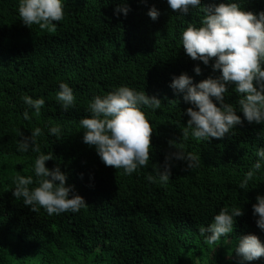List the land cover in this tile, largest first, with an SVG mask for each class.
<instances>
[{
  "label": "trees",
  "instance_id": "trees-1",
  "mask_svg": "<svg viewBox=\"0 0 264 264\" xmlns=\"http://www.w3.org/2000/svg\"><path fill=\"white\" fill-rule=\"evenodd\" d=\"M228 0H202L208 7ZM245 11L264 12V0H234ZM19 0H0V264H241L234 249L238 239L253 234L264 243L252 205L264 195V169L239 185L255 163V151L264 147V124L243 123L222 139L198 141L183 137L189 117L183 94L169 87L174 76L186 73L193 83L216 78L211 64L192 60L181 44L189 23L200 26L204 13L184 16L167 0H64L65 16L55 31L25 26L18 16ZM118 6L130 8L127 16L115 14ZM155 6L160 15H148ZM199 65L201 74L194 67ZM60 82L68 83L76 105L63 111L56 100ZM127 85L156 96L162 107L144 108L152 125L150 159L132 175L105 166L95 148L83 142L79 121L89 116V101ZM228 87L225 102L239 108L240 96ZM45 98L39 116L26 109L22 97ZM62 126L59 140L48 127ZM35 127L42 152H52L46 162L59 165L67 184L84 197L79 212L48 215L32 211L16 200L12 190L18 175L34 177L36 153L17 151L21 133ZM182 151L199 157L195 167L172 159L170 179L150 182L166 166L165 157ZM35 184L29 187H34ZM223 207H241L234 231L216 244L199 234ZM243 264H264V257Z\"/></svg>",
  "mask_w": 264,
  "mask_h": 264
},
{
  "label": "clouds",
  "instance_id": "clouds-1",
  "mask_svg": "<svg viewBox=\"0 0 264 264\" xmlns=\"http://www.w3.org/2000/svg\"><path fill=\"white\" fill-rule=\"evenodd\" d=\"M167 4L182 16L195 9L203 11L200 26L189 23L182 31L181 44L192 60L201 61L206 66L213 61V71L220 73L216 78L210 76L198 83H193V78L186 73L172 78L169 87L183 94L184 102L192 105L184 113L189 119L183 127V137L191 136L202 142L212 138L222 139L243 123L237 111L242 112L243 119L249 123L264 124V12L254 14L245 11L234 0L208 7L202 6V0H167ZM129 11L127 6H118L115 14L126 17ZM147 15L155 21L160 13L153 6ZM18 16L27 27L37 25L42 30L55 31L56 22L62 21L65 16L64 0H19ZM193 71L200 75V66H195ZM230 85H234L233 91L240 96L238 109L225 102ZM22 100L27 106L23 112L25 120L31 119L30 110L39 116L45 106L44 97L34 99L24 95ZM56 100L65 112L75 107L73 88L60 82ZM161 107V100L156 96L149 97L145 90L127 85L104 95H94L88 104L90 115L79 121L83 142L95 148L105 166L122 169L125 175H132L147 166L150 159L153 129L143 109L155 111ZM62 134L61 125L48 127V135L55 136L57 140ZM42 135L44 130L41 127H35L30 136L21 133L17 151L37 154L31 166L34 177L18 175L12 195L34 212L39 208L50 216L79 212L87 206L86 201L76 193L73 185L67 184V175L59 165L52 169L46 167V162L55 157L51 151H41L37 138ZM169 145L175 151L165 157V169L158 170L157 176L148 175V181L159 179L166 183L171 175L167 162L172 159L185 161L188 168L198 165L199 157L182 151L183 145L177 148L175 141H169ZM255 156V163L239 185L241 189H246L249 181L264 169V147H258ZM33 184L36 186L30 188ZM252 210L256 225L264 231V195L256 197ZM243 215L241 207H223L211 223L199 226V234L209 244H216L222 238L227 241L228 235L234 231L236 218ZM234 251L243 264L264 257V243L256 235H245L238 239Z\"/></svg>",
  "mask_w": 264,
  "mask_h": 264
}]
</instances>
